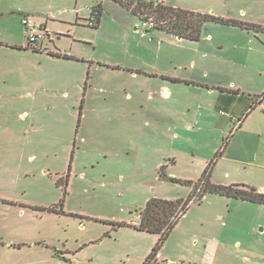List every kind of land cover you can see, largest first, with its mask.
I'll list each match as a JSON object with an SVG mask.
<instances>
[{"label": "rangeland", "instance_id": "1", "mask_svg": "<svg viewBox=\"0 0 264 264\" xmlns=\"http://www.w3.org/2000/svg\"><path fill=\"white\" fill-rule=\"evenodd\" d=\"M166 2L252 27L208 22L197 42L142 37L138 19L111 0H30L0 17V40L15 42L25 14L50 12L53 44L40 48L70 59L0 48V264H146L159 237L131 227L139 211L151 198L187 199L192 187L170 179L199 180L226 139L215 130L224 102L215 108L190 88L264 94V0ZM73 6L83 20L100 6L97 28L60 24H74ZM124 59L169 73L150 79L122 69ZM198 103L203 112L188 111ZM261 110L251 111L255 122ZM228 154L252 161L241 141ZM224 167L232 164L213 165L210 181ZM243 205L214 194L190 205L152 264H264V205Z\"/></svg>", "mask_w": 264, "mask_h": 264}, {"label": "crops", "instance_id": "2", "mask_svg": "<svg viewBox=\"0 0 264 264\" xmlns=\"http://www.w3.org/2000/svg\"><path fill=\"white\" fill-rule=\"evenodd\" d=\"M111 1H113L115 4H117L123 10H126V12L132 14L129 10L122 7L120 4H118L114 0H111ZM28 2H26V3H28ZM26 3H19V2H16L14 0L0 1V17L4 16V15H10L16 10L25 11L27 9ZM76 3H77V0H76ZM169 5H171V4H169ZM75 7L76 6H73V10H71L72 13L74 14V22H73L74 24H70L72 21H70L69 19L61 20L64 22H59L60 24L65 25V26L76 25V26L84 27L85 24H83L82 22L84 21V23H85L86 21H89V19L83 20L81 18V16L79 15L77 9H75ZM93 9L90 12V16L92 14ZM181 9H183V8H181ZM185 10H187V9H185ZM49 13H43V12H40V10H35L33 12V15H36L38 17L37 21L35 20V17L28 15V14H25V15H28L33 21H35V23L37 25L41 26V28H43L45 30V33H46L45 39H49V41L52 42V44H53V40H52L53 38H52L50 32L46 30V29H48L46 19L51 18ZM44 18H46V19H44ZM135 18H137V17H135ZM51 19H52L51 21H56V19H54V18H51ZM98 24H99V22H98ZM1 25L2 24L0 23V26ZM97 26L92 27V28H97ZM227 26L237 27V26H233V25H227ZM135 29H138V28H135ZM57 33L62 34V33H66V31L63 27L61 30H58ZM201 33H202V31H201ZM164 34L173 38V39L175 38V39L182 40V41H189V40L181 39V38H178V37H175L172 35H168L166 33H164ZM57 36H60V34L59 35L57 34ZM200 38H201V35H200ZM45 39L42 41L43 46H45V43H44ZM137 39L142 40L139 37ZM152 41H153V39H152ZM189 42H197V41H189ZM0 48L9 49L12 51H17V52H22V54L25 52L31 51L32 54L42 55V56H44V58L47 57V58H53V59H57V60H59V59L60 60H70L69 58H63V57L50 55L49 52H51V50L48 48H43L42 50L40 48V50H38V51H33L30 47H28V45L26 43V38H25L24 32H23V40L22 41L5 42L4 40H0ZM54 51H58V50L55 49ZM54 51L52 53H55ZM171 61H173L172 57H170V62ZM141 62L144 63L143 60ZM191 65L194 66L195 63L191 62ZM120 67H122V69H126L127 71H128V69H130L131 72H132L131 69L138 68L137 71L138 72L140 71L139 73H142V74L145 73V75L147 77H149L150 79H152V77H150V75H154L153 78H155L157 75L159 77H161L163 75H168V73H169L167 70L155 68V71L152 70V72L154 73L153 74L151 72L146 71L143 67L134 66L131 61L125 60V59H124L123 64L120 65ZM106 70L114 72V71H119L120 68L119 69H109L108 68ZM132 74H136V73H132ZM178 78H180L181 80L189 79L188 77H184L182 75H179ZM194 81H196V80H194ZM160 89H161L163 96H165V97L171 96V90L168 87L161 86ZM190 89L194 92V94L199 96V98L201 100H203L204 98L213 99L215 101V105H214L215 108L221 102L222 103L224 102V105L227 108V111H224L221 109L218 110V114L220 116H223V118L219 119V123H217L215 130L217 131V135H219V137L221 139H222V137L226 136V139H223V144H224V142L226 144L224 145V149H223V152H222L220 158L216 159V162L214 163V169L217 168V166L220 162L231 163L232 167H224L226 169L218 170V172L216 170H213L212 171L213 181L212 180L211 181L214 182L215 184H218V185L243 184V185L253 186L258 191L264 192V160H258V159L264 158V121L262 123L255 122V120H257V119H254L256 117L253 118L252 115L254 113L253 114L251 113V111L255 110L257 107H258V109H260L261 107H263V109H264V94L258 95L257 92H254L253 94H248L245 92H240L239 90H233V91H227V92L225 91L226 93H231V94L235 95V96L234 95L229 96V95H222L221 93H223V90H220L219 94H217L214 92L215 88L210 89L207 86L204 88L197 87V88H190ZM245 94L248 95L249 99H247L245 97ZM249 104H250V106H249ZM239 106H241V107H239ZM193 109H194V111H196L198 113L203 112L202 107H201V103L200 104L198 103V105H196V106L189 107L188 111L191 112V111H193ZM220 112H224L227 115H222V114H220ZM256 112H258V111H255V113ZM260 112H262L264 114V110H261ZM154 119L157 122H159V120H160L159 117H157L156 115H155ZM194 120H195L194 124L198 125L199 124L198 121L196 119H194ZM256 127H259V128L256 129ZM255 140H257L258 145H254ZM238 141L242 142L243 150H245L248 154L251 155L252 161L246 160V159H243V160L242 159H236V158L229 156V154H228L229 148L231 147V145L233 143H237ZM248 144L253 145L252 149L247 148ZM261 145H262V147H261ZM214 172H216V173H214ZM217 173H218V175H217ZM171 175H173V174H171ZM207 195H211V194H207ZM229 200L244 204L243 206H245V208H246L245 210H247V211H252V210L254 211L255 210V209H252L253 207H251V206H263L260 204H254V203H250V202L242 201V200H238V199L229 198ZM185 215H186V213L183 216H185ZM138 222H139V213H138ZM138 232L146 233V232H141V231H138ZM147 234H149V233H147ZM149 235H154V234H149ZM205 249L207 251L208 246H205ZM157 258H158V260H161L162 256L158 255ZM164 261L173 263L172 260L164 259ZM202 262H203V264H213V262H209L205 257L203 258ZM155 263H156V259H155Z\"/></svg>", "mask_w": 264, "mask_h": 264}, {"label": "trees", "instance_id": "3", "mask_svg": "<svg viewBox=\"0 0 264 264\" xmlns=\"http://www.w3.org/2000/svg\"><path fill=\"white\" fill-rule=\"evenodd\" d=\"M122 7L129 10L139 22L150 21L153 27L150 30H157L168 35H172L189 41L200 39L202 27L208 22L223 23L228 25L249 28L252 25L242 22L224 20L213 15L202 14L181 8L173 7L169 4L154 6L146 0H114ZM101 7L93 9L88 22H93L91 27H96L101 15ZM38 51L37 49H32ZM50 55L68 58L58 53L49 52ZM226 143L224 142V145ZM223 148L216 154L202 173L199 180L178 181L170 179L172 182L184 184L192 187V191L187 199L168 200L162 198L149 199L143 209L139 211V222L131 226L136 231L154 234L159 237L155 248L149 254L146 264L155 262L157 252L164 244L170 231L174 228L178 220L186 213L192 204H200L207 194H214L231 199H238L254 204L264 205V192L256 188L243 185H218L210 181V172L215 160L221 156ZM162 170V169H161ZM123 225V224H122ZM125 225V224H124ZM129 226V225H128Z\"/></svg>", "mask_w": 264, "mask_h": 264}, {"label": "built area", "instance_id": "4", "mask_svg": "<svg viewBox=\"0 0 264 264\" xmlns=\"http://www.w3.org/2000/svg\"><path fill=\"white\" fill-rule=\"evenodd\" d=\"M146 1L152 3L154 6L168 4L166 0H146ZM88 23L90 26L93 25V22H88ZM140 23H141V27L145 30L140 32V35L143 37L145 36V33L153 27V24L150 21H143ZM21 24L25 30V38L28 47H30L31 49L40 50V45L46 37L45 30L41 28V26L37 25L27 15L22 17ZM220 114L227 115L224 112H220Z\"/></svg>", "mask_w": 264, "mask_h": 264}]
</instances>
